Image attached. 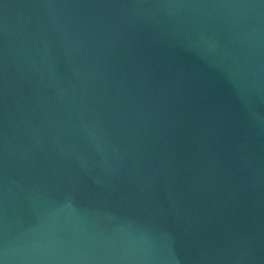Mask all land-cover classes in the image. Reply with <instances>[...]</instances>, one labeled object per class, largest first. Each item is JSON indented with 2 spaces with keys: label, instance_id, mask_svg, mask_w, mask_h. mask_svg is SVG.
Instances as JSON below:
<instances>
[{
  "label": "water",
  "instance_id": "1",
  "mask_svg": "<svg viewBox=\"0 0 264 264\" xmlns=\"http://www.w3.org/2000/svg\"><path fill=\"white\" fill-rule=\"evenodd\" d=\"M0 264H264V0H0Z\"/></svg>",
  "mask_w": 264,
  "mask_h": 264
}]
</instances>
